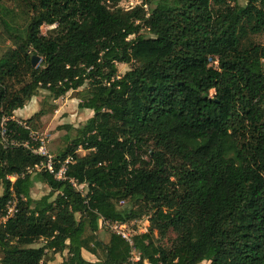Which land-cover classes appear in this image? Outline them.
I'll use <instances>...</instances> for the list:
<instances>
[{"label":"trees","instance_id":"16d2710c","mask_svg":"<svg viewBox=\"0 0 264 264\" xmlns=\"http://www.w3.org/2000/svg\"><path fill=\"white\" fill-rule=\"evenodd\" d=\"M23 1L29 19L0 20V213L18 199L0 225V264H50L49 251H68L62 264H264V43L253 38L264 0ZM118 63L131 67L120 75ZM87 84L79 107L94 115L56 158L58 172L73 157L67 178L29 172L46 158L6 146L3 119L11 139L37 147L43 111L23 120L30 129L14 113L41 90L59 99ZM36 182L50 188L40 199ZM145 215L133 244L99 238L102 217ZM170 230L172 246L158 244Z\"/></svg>","mask_w":264,"mask_h":264},{"label":"rangeland","instance_id":"374dc122","mask_svg":"<svg viewBox=\"0 0 264 264\" xmlns=\"http://www.w3.org/2000/svg\"><path fill=\"white\" fill-rule=\"evenodd\" d=\"M239 4L245 5L246 0H238ZM143 0H125L120 3V5L125 9H131L138 5H141ZM229 3L234 4V0H229ZM1 19H16L20 23L25 22L26 19H29L28 9L23 0H0V20ZM52 26H43L42 30L46 34ZM2 28L0 24V36H2ZM144 33L147 31H143ZM258 43H264V34L256 35L253 37ZM7 45L9 42H5ZM5 44L3 39L0 38V49H4ZM211 65L217 66L216 62H212ZM118 71L120 75H123L131 67L130 64L118 63ZM91 86L89 84L81 87L78 90H71L66 95L59 99H54L50 96L49 92L46 90H41L37 96L33 97L23 109H19L14 113L16 119L27 120V116L33 117L37 112L43 111L41 117H37L33 121V128L35 133L43 138L46 142V147L48 151L54 156V158L59 157L64 153L67 148L71 145L73 139L76 136V128L83 125L89 118L94 115V112L91 109L80 108L79 104L86 98L87 91H90ZM214 94V92H212ZM27 111V114L25 113ZM18 113L21 116H16ZM21 113H24L21 114ZM88 153L83 149H79L78 154L84 156ZM85 188V192H86ZM48 187H40L38 191L35 192L34 198H38L43 194H47ZM3 193V187L0 184V195ZM123 205V204H122ZM149 218V215H145L138 224L143 228L146 224V219ZM137 228V226H136ZM110 228L100 227L98 231L99 238L107 242L111 234ZM177 234L170 230L166 237H158L157 243L165 246L171 247L173 240L176 238ZM43 242H41L42 244ZM37 244L35 246H39ZM98 249V247H97ZM100 249H98L99 251ZM85 252V257L91 262L98 260V257L94 254H91L88 251ZM67 256H63V253H58L55 255L52 251H49L46 259L52 261L54 258L59 259L57 263L62 264ZM133 262H137L136 254H133ZM148 264V263H147ZM202 264H210V262L205 261Z\"/></svg>","mask_w":264,"mask_h":264},{"label":"built area","instance_id":"2783aa9c","mask_svg":"<svg viewBox=\"0 0 264 264\" xmlns=\"http://www.w3.org/2000/svg\"><path fill=\"white\" fill-rule=\"evenodd\" d=\"M216 64H218V61H214ZM7 118H4L2 121V136H3V142L6 146L8 145H14V146H24L25 148L30 149L33 153L39 154L46 158V161L41 163L40 165H36L34 168H30L29 172H33L36 170H42L46 169L53 173L55 177L59 180H64L67 178L66 171H67V165L68 163L73 161V157H69L66 159V161L63 163L61 168L58 172L55 171V164H56V158L48 151L46 147V142L43 138L39 137L35 131H31V140L34 143H39V146H35V144H31L30 142H21L18 139H11L9 135V130L7 127ZM18 122L23 125L25 128L30 129V127L22 120H18ZM82 149V148H80ZM17 178L16 175L11 176L10 179L12 181H15ZM70 183L73 185V187L81 192L85 191V185L80 184L76 179L71 178ZM124 204V202H121V205ZM18 213V199L16 197L12 198L8 201L6 207L3 209V211L0 213V225H4L9 219L13 218ZM140 221L134 220L129 223H121V222H113L110 220L105 219L104 217L100 220V227H106L110 228L111 232L117 235L122 236L124 239H126L130 244H133V237L138 234L146 233L149 230L150 227V221L149 218L146 219V224L143 228H138ZM137 226V228H136ZM134 254H136L137 260L140 259L139 254L134 251Z\"/></svg>","mask_w":264,"mask_h":264},{"label":"crops","instance_id":"0c3cea01","mask_svg":"<svg viewBox=\"0 0 264 264\" xmlns=\"http://www.w3.org/2000/svg\"><path fill=\"white\" fill-rule=\"evenodd\" d=\"M19 111H21V110H19ZM25 113L27 114V111H25ZM21 114H23L24 115V113H21ZM16 116H21V115H19L18 113H16ZM25 118H27V119H30L31 117L30 116H27V117H25ZM19 120V119H18ZM40 187H48L46 184H44V183H42V182H36L35 183V186L32 188V196H34L35 195V192L36 191H38V189L40 188ZM48 191H50V188L48 187ZM44 195H46V194H43V195H41L40 197H38V198H35V199H40V198H42ZM85 249L83 250V255H85ZM87 251V250H86ZM89 252V251H88ZM92 254V253H91ZM57 255V254H56ZM68 255V251H65L64 253H63V256H67ZM85 257V256H84ZM86 258V257H85ZM59 261V259H53L52 261H50L49 263L50 264H54V263H57ZM89 261V260H88ZM98 261V260H97ZM91 262V261H90ZM96 262V261H95Z\"/></svg>","mask_w":264,"mask_h":264},{"label":"water","instance_id":"95a60500","mask_svg":"<svg viewBox=\"0 0 264 264\" xmlns=\"http://www.w3.org/2000/svg\"><path fill=\"white\" fill-rule=\"evenodd\" d=\"M40 60H41V57H40V56H38V55H34V56L32 57V63H33V66H37L38 63L40 62Z\"/></svg>","mask_w":264,"mask_h":264}]
</instances>
